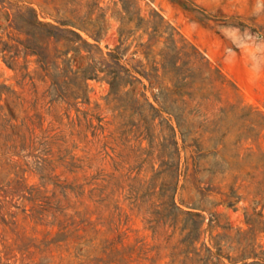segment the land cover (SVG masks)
<instances>
[{
  "label": "rangeland",
  "instance_id": "rangeland-1",
  "mask_svg": "<svg viewBox=\"0 0 264 264\" xmlns=\"http://www.w3.org/2000/svg\"><path fill=\"white\" fill-rule=\"evenodd\" d=\"M94 3L0 0V264H264V0H137L145 22L163 18L152 40L129 34L121 1L100 0L104 35H82L140 82L113 94L88 80L87 99L51 101L102 54L67 68L74 53L55 59L66 47L52 38L59 68L46 72L6 14L33 8L60 27Z\"/></svg>",
  "mask_w": 264,
  "mask_h": 264
},
{
  "label": "trees",
  "instance_id": "trees-1",
  "mask_svg": "<svg viewBox=\"0 0 264 264\" xmlns=\"http://www.w3.org/2000/svg\"><path fill=\"white\" fill-rule=\"evenodd\" d=\"M123 3L124 10L126 14L122 16L120 13H117L116 17L118 20L122 22L123 25H129V34H132L138 29L144 28L145 32L149 29H152V33L150 34V40L154 39L159 33L162 31L163 18L160 17V22H145L144 18L140 16V9L137 8V0H119ZM97 3H94L92 8L87 12L85 17L80 18L79 16H73L72 19L64 20L59 23L60 27L53 26L49 23L42 22L38 15L36 14L33 8H28L25 12H17L12 17L10 14H6L7 21H11L10 26L17 29L19 32L25 34L29 37V43L26 45V49L30 50L32 55L37 56V63L41 65V68L49 72L50 69L58 70V64L56 61L50 60V55L48 54V47L44 45L45 41L50 39H55L57 43H63L66 47V50L61 51L56 49L57 54L54 56L55 59H63V57L68 56L71 52L74 53V56L69 59H63V63L67 68L70 67L71 60L80 56L82 50H86L90 53L88 59L94 60L95 53L100 52L102 54L101 49L96 45L90 43L82 33H85L88 37L92 38L95 42H99V40L104 35V29L101 27L100 23L105 17V11L100 14L95 20H92V15L94 13V8L98 7L100 0H96ZM136 29H132V25ZM65 27V28H62ZM126 29H120L121 33H124ZM168 41L172 44L173 48H176V41L174 39V34L172 33ZM144 46V45H142ZM151 46H147L148 54H151ZM186 48V46L182 47V49ZM12 47L8 45H4L1 52H8V56L5 58V61L8 63L10 67L14 66L13 61L15 55H10L12 53ZM192 49H195L192 47ZM187 55V53H185ZM163 71L165 75L170 73H177L180 71L179 67H177V63L173 62L169 67L166 62L168 60V54L163 53ZM154 75L152 76L154 79H159L160 77L157 75L159 69L153 68ZM70 73L73 76L70 78L73 86H77L76 89L71 90L69 95L64 92H60V94H52L51 101L58 100L59 98H71L73 100H77L79 98L87 99V81L88 80H104L107 81L111 87V91L113 94L119 92L122 87H126V85L134 86L135 83H139L140 80H133V71L125 68L121 65L120 58L115 53H108L106 56L101 55L99 61H93L88 65L87 68L77 71V72H65ZM103 74V76H101ZM145 75L146 77H150L149 74H140ZM63 77H68L67 74H64ZM185 79V78H183ZM182 79V80H183ZM70 84V83H68ZM84 85V89H83ZM186 84L181 82V80L176 79L174 87L178 90L185 87ZM153 108V106H151ZM154 109V108H153ZM174 130V129H173ZM175 190V189H174ZM175 205V204H173ZM189 216L198 217L201 216L199 214H192L190 212L187 213ZM202 222H199L196 228H193L184 238L183 243L187 245L188 249H191L194 244L200 238V229L202 227ZM186 224L184 225L182 231L186 230Z\"/></svg>",
  "mask_w": 264,
  "mask_h": 264
}]
</instances>
